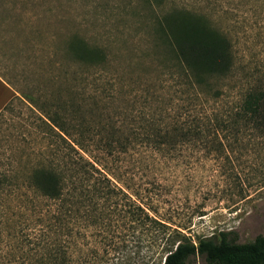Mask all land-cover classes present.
<instances>
[{
    "label": "trees",
    "instance_id": "16d2710c",
    "mask_svg": "<svg viewBox=\"0 0 264 264\" xmlns=\"http://www.w3.org/2000/svg\"><path fill=\"white\" fill-rule=\"evenodd\" d=\"M142 6L153 12L150 17L139 12L153 34L148 51L155 49L165 57L162 74L171 81L165 97L156 95L151 78L134 81L145 93L148 110L114 114L107 93L115 86L109 87L111 80L117 81L111 95L116 97L124 87L114 63V57H124L118 49L116 53L92 45L78 34L69 37L63 49L74 70L60 64L54 91L37 89L41 128L56 137L54 149H45L54 157L37 164L25 180L37 193V264H187L195 255L207 264H264V235L238 243L221 233L219 239H203L198 245L174 236L169 244L178 231L133 200L111 170L118 156L140 148L171 153L193 147L211 156L233 155L248 143L264 145V65L247 69L243 79L231 85L237 63L228 33L201 13L156 11L151 0ZM111 69L114 77L107 88L98 77L91 79ZM121 115L126 118L118 125ZM128 119L133 124H127ZM8 179L0 175V191ZM128 223L137 246L144 237L159 243L156 258L119 253L124 248L118 244L119 231Z\"/></svg>",
    "mask_w": 264,
    "mask_h": 264
},
{
    "label": "rangeland",
    "instance_id": "374dc122",
    "mask_svg": "<svg viewBox=\"0 0 264 264\" xmlns=\"http://www.w3.org/2000/svg\"><path fill=\"white\" fill-rule=\"evenodd\" d=\"M151 1L156 11L181 8L204 14L230 35L237 63L231 85H237L247 69L264 65V0ZM144 2L0 0V175L13 181L8 179L0 191V264H37V193L25 180L37 164L54 157V152L45 149H54L52 141L56 140L41 128L37 89L47 87L53 92L58 68L64 65L65 70H74L63 54L68 38L78 34L92 45L121 51L124 58L114 57L122 73L120 94L111 95L117 88V81L111 80L112 69L91 77H98L106 88L107 83L115 85L107 93L114 114L148 110L145 93L134 81L151 78L156 95H167L165 87L171 81L162 74L165 57L155 49L149 52L153 34L146 17L153 12L142 6ZM139 12L146 17H139ZM125 118L118 117V125ZM114 164L111 170L132 199L171 231H178L169 244L174 236L198 245L203 239H219L221 233H229L238 243L264 235L263 143H248L233 155L211 156L193 147L171 153L140 148L118 156ZM119 232L118 244H124L119 253L147 259L158 256V242L154 245L144 237L137 246L130 223ZM90 241L92 249V237ZM98 247L102 253L104 246ZM187 264L207 263L195 255Z\"/></svg>",
    "mask_w": 264,
    "mask_h": 264
}]
</instances>
